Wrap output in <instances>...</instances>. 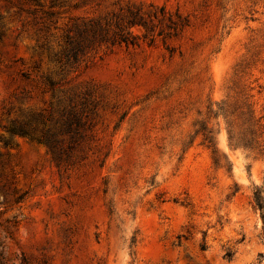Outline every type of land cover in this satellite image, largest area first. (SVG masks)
Listing matches in <instances>:
<instances>
[{
  "label": "rangeland",
  "instance_id": "374dc122",
  "mask_svg": "<svg viewBox=\"0 0 264 264\" xmlns=\"http://www.w3.org/2000/svg\"><path fill=\"white\" fill-rule=\"evenodd\" d=\"M257 187L264 0H0V264H264Z\"/></svg>",
  "mask_w": 264,
  "mask_h": 264
},
{
  "label": "trees",
  "instance_id": "16d2710c",
  "mask_svg": "<svg viewBox=\"0 0 264 264\" xmlns=\"http://www.w3.org/2000/svg\"><path fill=\"white\" fill-rule=\"evenodd\" d=\"M230 140H231L232 145H235L237 147L240 146L246 150H253L252 144H250L249 142L238 141L237 139H235V137L232 136V133H230ZM205 141H207L209 143V148L212 149L215 165L217 167H222L221 159L218 156V152H217V150H215L213 148L212 137L207 136ZM234 141L237 143L234 144ZM242 142H244V143H242ZM253 203H254V207L261 212V216H262V219L264 222V188H259V187L256 188L255 193H254ZM202 249L205 250L206 246L203 245ZM227 256H230V253H228Z\"/></svg>",
  "mask_w": 264,
  "mask_h": 264
}]
</instances>
